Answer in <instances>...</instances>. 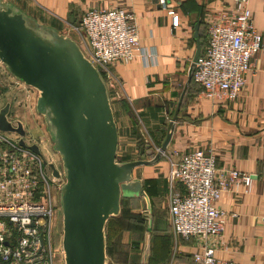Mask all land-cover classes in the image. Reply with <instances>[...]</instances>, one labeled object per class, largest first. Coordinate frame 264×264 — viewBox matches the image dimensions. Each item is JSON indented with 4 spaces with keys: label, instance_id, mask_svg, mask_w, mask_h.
Wrapping results in <instances>:
<instances>
[{
    "label": "crops",
    "instance_id": "0c3cea01",
    "mask_svg": "<svg viewBox=\"0 0 264 264\" xmlns=\"http://www.w3.org/2000/svg\"><path fill=\"white\" fill-rule=\"evenodd\" d=\"M21 1L22 5L18 6L27 14L69 37L81 25L83 15L92 9L118 7L135 16L141 51L130 64L112 66L122 97L118 109L114 108L121 117L116 116L119 149L123 131L134 129L132 118L137 115L141 130L153 142L150 149L157 152L165 141L170 116L175 111L170 104L176 106L186 90L167 151L157 164L138 168L133 173L148 198L126 199L141 201L147 221L149 217L152 219L150 264H195L194 255L206 245L214 247L219 260L264 264V177L255 180L249 194H244L243 189L223 194L216 203L226 214L223 236L206 241L184 239L173 232L169 224L167 182L170 161L196 150L214 151L219 168L253 175L264 172V0L249 1L263 48L254 58L253 71L247 75L243 93L232 102L215 101L204 95L191 78L199 46L195 38L197 22L201 18L199 39L203 51L207 44V22L222 9H230L232 0H166V6L160 0ZM170 12L178 16V28L173 27ZM36 144L43 151L44 143ZM148 151L144 159L135 157L125 162L152 160L154 155L150 156ZM177 189L182 191L180 186Z\"/></svg>",
    "mask_w": 264,
    "mask_h": 264
},
{
    "label": "built area",
    "instance_id": "2783aa9c",
    "mask_svg": "<svg viewBox=\"0 0 264 264\" xmlns=\"http://www.w3.org/2000/svg\"><path fill=\"white\" fill-rule=\"evenodd\" d=\"M249 1L232 0L230 9H222L207 22L206 47L193 62L194 83L215 101L232 102L241 96L254 58L263 48ZM160 4L166 6V0ZM169 14L173 27L178 28V16ZM74 31L83 54L108 83L115 82L114 64L128 65L141 51L135 16L118 7L87 11ZM20 140L17 134L0 131V264H55V191H61L65 179L62 175L55 178L45 157L21 146ZM25 142L37 145L26 137ZM261 177L264 172L253 175L219 168L211 150H196L171 160L167 182L173 232L184 239H221L226 214L216 203L227 192L243 189L244 194L251 193ZM194 263L235 264L217 259L211 245L194 255Z\"/></svg>",
    "mask_w": 264,
    "mask_h": 264
},
{
    "label": "water",
    "instance_id": "95a60500",
    "mask_svg": "<svg viewBox=\"0 0 264 264\" xmlns=\"http://www.w3.org/2000/svg\"><path fill=\"white\" fill-rule=\"evenodd\" d=\"M200 27L201 18L195 26L199 46L194 61L202 51ZM0 62L15 79L38 92L37 113L63 163L62 173L49 165L55 178L65 179L61 189L65 264H108L107 223L121 214L122 200L148 198L133 173L157 164L167 151L186 90L176 106L170 104L175 111L162 147L157 152L147 147L154 158L118 162L119 131L108 84L75 40L0 0ZM193 68L194 64L191 78ZM9 109L8 104L0 110V131L17 134L21 146L42 155L38 145H26L24 126L9 121ZM148 222L151 233L150 217ZM149 257L148 240L143 264Z\"/></svg>",
    "mask_w": 264,
    "mask_h": 264
},
{
    "label": "rangeland",
    "instance_id": "374dc122",
    "mask_svg": "<svg viewBox=\"0 0 264 264\" xmlns=\"http://www.w3.org/2000/svg\"><path fill=\"white\" fill-rule=\"evenodd\" d=\"M5 1L12 3L17 7H19L18 5H22L21 0ZM69 35L77 43L80 42V37L76 32H70ZM107 84L110 91L113 110L114 108L117 110L119 103L122 102L121 94H119V86L115 82H107ZM37 99L38 92L15 79L0 62V110L9 104V121H18L25 126V130H27L26 141L30 140V142L39 144L43 142L44 147L43 151L42 149L41 151L46 162L54 164L57 169L62 171L63 163L61 157L53 149L54 144L47 131L44 118L37 113ZM123 105L125 108H128L124 102ZM116 116L118 119H121V117L118 116V114H115V120L118 126ZM171 118L172 115L170 116V119ZM132 126H134L132 131H123V139L120 145L121 148L119 149L117 156L118 162H125L135 157L144 159L146 158V145L153 146V142L149 139L145 131L141 130V120H139L137 115L132 118ZM140 130L143 132L144 136ZM11 137L15 138L16 136L11 135ZM55 201L57 205L54 224L57 246V258L55 264H65L62 248L63 213L61 208V191L59 190L55 191ZM143 208L141 201L122 200L121 214L110 219L107 223L106 237L108 264H143L145 262L144 256L148 240L150 242L152 236L151 233L146 231L149 222L144 215ZM150 261L151 258L149 257L148 264H150Z\"/></svg>",
    "mask_w": 264,
    "mask_h": 264
},
{
    "label": "trees",
    "instance_id": "16d2710c",
    "mask_svg": "<svg viewBox=\"0 0 264 264\" xmlns=\"http://www.w3.org/2000/svg\"><path fill=\"white\" fill-rule=\"evenodd\" d=\"M206 26H207V25H206ZM205 28H206V31H207V27H205ZM204 43H205V42H204ZM204 43H203V44H201V45H203V46H204V45H205ZM205 47H206V46H205ZM203 50H204V49H203ZM103 77H104V75H103ZM104 79H105V81H106V78H105V77H104ZM192 80H193V79H192ZM106 82H107V81H106ZM193 82H194V81H193ZM148 146H150V145H148V144H147V145H146V147H148ZM150 147H151V146H150ZM146 150H147V148H146ZM146 231H147V229H146Z\"/></svg>",
    "mask_w": 264,
    "mask_h": 264
}]
</instances>
